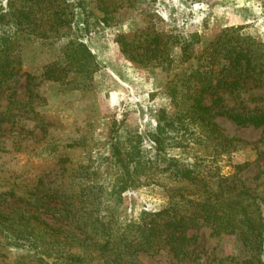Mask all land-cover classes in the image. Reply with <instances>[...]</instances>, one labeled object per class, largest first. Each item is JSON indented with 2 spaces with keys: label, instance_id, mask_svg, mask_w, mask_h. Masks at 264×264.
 Wrapping results in <instances>:
<instances>
[{
  "label": "rangeland",
  "instance_id": "374dc122",
  "mask_svg": "<svg viewBox=\"0 0 264 264\" xmlns=\"http://www.w3.org/2000/svg\"><path fill=\"white\" fill-rule=\"evenodd\" d=\"M7 1L0 0L1 9H7ZM63 2L69 13L68 27L58 37L20 40L17 80L0 90V210L4 214L30 208L29 200L42 182L48 184L47 188L58 183L63 168L58 161L65 156L72 160L73 167L90 160V166L98 168V176H106L109 172L101 158L111 156L113 139L119 136H141L147 158L154 160L156 148L151 136L156 135L159 122L174 120L179 110L177 102L168 95V87L178 75L189 74L191 67L180 62L179 46L170 53L173 62L168 69L142 66L120 52L119 36L132 37L150 25L181 43L192 42L195 51L220 37L236 49L248 48L258 60L256 72L264 73V0ZM69 43L87 47L96 64L90 62L87 66L91 73L71 75L69 86L38 79L49 64L59 62L68 68L64 57ZM30 76L36 80L28 85ZM205 104L216 115L215 122L223 133L239 140L236 151L226 159L232 164L248 163L245 179L264 184V126H237L219 115L264 113V82L241 79L235 86L207 95ZM190 128L185 134L186 142L167 139L161 156L185 168L196 163L199 169L206 170L210 166L209 151L204 141L193 143L198 140V131L194 126ZM71 143L78 145L68 148ZM218 166L221 174L231 172L226 160ZM121 201L120 216L129 221L142 212L160 210L166 194L162 186L139 180L121 194ZM43 214L46 221L54 222L48 213ZM188 235L195 237L188 264H240L247 255L235 236L216 233L209 226ZM21 253L13 246L0 248V264H16L21 259L27 264ZM90 264L104 263L94 260ZM137 264L176 262L161 254L139 257ZM257 264H264V254Z\"/></svg>",
  "mask_w": 264,
  "mask_h": 264
},
{
  "label": "trees",
  "instance_id": "16d2710c",
  "mask_svg": "<svg viewBox=\"0 0 264 264\" xmlns=\"http://www.w3.org/2000/svg\"><path fill=\"white\" fill-rule=\"evenodd\" d=\"M63 1L18 0L17 5L16 0H8L7 9L0 8V90L17 80L20 40L58 37L68 27L69 13ZM117 42L126 57L161 70L171 66L170 53L179 46L180 62L191 67L189 74L178 75L168 87V95L179 110L174 120L159 122L156 135L151 136L156 148L154 160L147 158L141 136L132 135L113 139L111 156L101 158L109 172L106 176H98V168L90 166V160L73 167L70 158H60L63 168L59 182L52 188L42 182L29 200L30 208L8 214L0 210V248L13 246L22 252L27 264H90L94 260L137 264L139 257L161 254L170 256L176 264H188L195 243L189 232L209 226L216 233L237 238L247 251L240 264H257L264 254V184L245 179L248 163L232 164L226 159L236 151L239 140L223 133L215 122L216 115L205 104L207 95L235 86L241 79L264 82V73L256 72L257 58L248 48L236 49L220 37L195 51L192 42L181 43L150 25L132 37L119 36ZM68 48L64 57L68 68L59 62L49 64L38 79L69 86L71 75L91 73L86 69L92 62L87 47L69 43ZM27 80L31 85L36 78ZM219 115L237 126H264V113ZM192 126L198 131V140L193 143L204 141L209 151L210 166L206 170L196 163L185 168L161 156L167 139L186 142L185 134ZM223 160L229 162V174L219 171L218 164ZM139 180L162 186L166 201L157 212H142L127 221L120 216L121 194ZM44 212L54 222L46 221ZM16 264L24 263L21 259Z\"/></svg>",
  "mask_w": 264,
  "mask_h": 264
}]
</instances>
